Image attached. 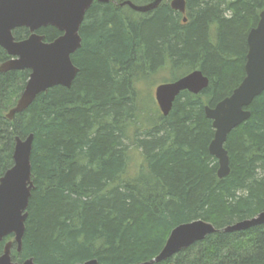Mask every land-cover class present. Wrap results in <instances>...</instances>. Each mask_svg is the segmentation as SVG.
<instances>
[{
  "label": "trees",
  "instance_id": "obj_1",
  "mask_svg": "<svg viewBox=\"0 0 264 264\" xmlns=\"http://www.w3.org/2000/svg\"><path fill=\"white\" fill-rule=\"evenodd\" d=\"M124 1H93L71 58L79 67L71 86L40 93L13 119L7 113L31 70L0 71V178L14 164L16 138L34 134L22 249L8 235L0 255L12 240L15 262L142 264L158 255L177 225L203 219L217 231L154 264H264V224L224 230L264 210V91L226 139L231 169L223 178L209 153L215 129L204 109L246 76V39L264 0H185L184 14L171 0L144 14ZM37 32L46 41L62 34L52 25ZM13 34L23 40L31 32L19 27ZM10 58L0 46V65ZM164 66L172 81L200 69L209 85L198 94L180 92L167 116L158 106L152 127L131 138L140 108L136 84ZM132 147L143 164L127 178Z\"/></svg>",
  "mask_w": 264,
  "mask_h": 264
},
{
  "label": "water",
  "instance_id": "obj_2",
  "mask_svg": "<svg viewBox=\"0 0 264 264\" xmlns=\"http://www.w3.org/2000/svg\"><path fill=\"white\" fill-rule=\"evenodd\" d=\"M94 0H0V46L11 57L0 65V71L31 70L24 90L7 117L13 119L16 113L27 109L36 97L57 85L70 87L77 76L79 67L71 60L72 55L82 45L80 28L87 9ZM108 2L109 0H98ZM163 0H154L147 4H136L125 0L135 11H152ZM185 0H171L173 9L186 12ZM257 26L253 27L248 38L246 76L233 93L213 107L205 105V113L213 121L214 138L209 145V153L219 162L218 177L230 173V158L226 142L230 132L251 116L250 106L255 97L264 91V10ZM184 21L187 18L183 17ZM52 25L62 34L52 41L37 32L41 27ZM19 27L29 28L31 34L26 39L16 40L13 31ZM209 85L208 76L200 69L193 70L171 82H165L156 88V100L163 115L167 116L180 92L188 90L198 94ZM34 134L26 138L17 137L13 153L14 164L0 178V243L13 235L17 250L21 251L26 231L28 207L32 194V163ZM264 224V210L256 216L246 218L225 226V231H242ZM217 231L211 222L196 219L177 225L171 231L162 250L153 259L142 264H154L172 258L178 252L201 241L207 235ZM13 241L5 244L0 255V264H40L32 258L23 262L12 260ZM80 264H99L97 258Z\"/></svg>",
  "mask_w": 264,
  "mask_h": 264
},
{
  "label": "rangeland",
  "instance_id": "obj_3",
  "mask_svg": "<svg viewBox=\"0 0 264 264\" xmlns=\"http://www.w3.org/2000/svg\"><path fill=\"white\" fill-rule=\"evenodd\" d=\"M171 75L172 73L170 72L169 68L164 66L161 67L155 75L137 82L136 89L140 98L138 107L140 108L137 113V118L135 121H133L134 123L131 124L128 131V134L129 136L131 135V138L135 137L136 132L143 134L145 130L152 127L154 119L156 120L157 115H159L161 111L158 110L157 106L158 103L155 94L156 88L158 85L165 83V80H171L173 78ZM131 143V139L128 138L127 144L131 145ZM128 156L130 158L129 168H127L128 170L125 177L127 176V178H130L136 175L140 170V167L143 164V156L141 151L134 147L129 150Z\"/></svg>",
  "mask_w": 264,
  "mask_h": 264
}]
</instances>
